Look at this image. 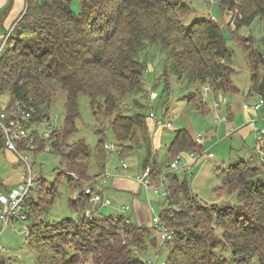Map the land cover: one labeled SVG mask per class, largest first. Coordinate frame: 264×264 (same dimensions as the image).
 Wrapping results in <instances>:
<instances>
[{
  "label": "trees",
  "instance_id": "1",
  "mask_svg": "<svg viewBox=\"0 0 264 264\" xmlns=\"http://www.w3.org/2000/svg\"><path fill=\"white\" fill-rule=\"evenodd\" d=\"M218 2L231 14L235 29L249 25L256 17L264 19V0ZM79 4L80 9L75 11L71 0H26L23 14L7 33L12 44L8 42L0 49V93L9 91L8 105L16 100L29 101L37 114L47 116L54 88L64 93L63 124L55 134L53 152L66 166L59 176L66 175L74 185L77 196L69 199V205L77 218L47 221L42 212L51 207L58 181L49 183L44 190L45 181L38 177L39 185L29 205L27 241L37 254L36 264H147L140 253L148 242L155 244L151 227L125 222L122 214L114 218L102 216L100 222L83 216L88 196L82 192V183L69 172L89 177L82 161L88 157L89 149L83 140L65 141L76 130L78 96L88 97L94 114L97 111L112 116L111 128L121 150H132L127 142L136 139L138 129H144L143 139H148L147 115L138 112L129 116L118 110L126 95L143 91L145 66L138 54L146 43L159 44L167 58L174 59L179 73L189 72L199 85L209 83L223 94L239 93L231 80L234 69L227 64L232 51L215 20L197 19L183 24L182 17L189 11L187 0H79ZM234 37L249 63L252 88L247 93L264 96V54L253 48L249 38ZM197 92L188 94L187 101L193 100ZM102 144L99 138L97 145ZM168 151L172 160L189 151L201 156L204 150L181 128L174 131ZM148 163L152 170L153 165L157 166L150 147L142 167ZM263 166L262 162L258 167L241 159L221 170L222 183L215 191H235L240 202L236 206H201L189 193L187 202L194 200V204L176 211L170 207L172 195L165 197L166 207L159 216L169 227H184L166 241L175 238L173 248L183 254L178 257L170 248L165 262L264 264ZM172 181L177 186L176 173H172ZM179 183L187 199L189 186L185 179ZM174 218L179 222L172 221ZM214 224L222 229L219 236L213 231Z\"/></svg>",
  "mask_w": 264,
  "mask_h": 264
},
{
  "label": "rangeland",
  "instance_id": "2",
  "mask_svg": "<svg viewBox=\"0 0 264 264\" xmlns=\"http://www.w3.org/2000/svg\"><path fill=\"white\" fill-rule=\"evenodd\" d=\"M187 3L189 11L182 17L184 25H188L197 19H214L220 25L226 45L232 51V55L227 62L234 69L231 80L239 91L237 94H226V98L233 114L244 115L248 113L250 115L247 117L249 120L255 119L256 117L252 116L254 112L243 111L241 105L243 102L248 104L258 102L261 94L251 92L246 99L244 97V93L252 88L249 77V63L234 35L238 40L249 38V42L252 43L253 48L264 54V19L256 17L249 25L235 29L233 23L230 22L231 14L226 12L223 9L224 7H221L218 0L212 3L208 2V0H187ZM71 8L75 11L79 10V0H71ZM8 35H6L5 40H3V34L0 36V43H3L0 49H3L8 44ZM9 44L12 43L9 42ZM138 59L145 66L142 77L143 91L126 95L119 105L118 112L132 116L138 112L146 115L149 113L152 114V110L156 116L152 120L158 119L162 125L152 126L150 131L147 127L146 133L148 134V139H143L145 130L138 129L136 139L127 142V144L133 146V149L121 150V146L116 141L111 128L112 116H104L97 111H94V114L90 107L88 97L80 94L78 96L79 116L75 120L76 130L66 137L65 141L72 143L77 140H83L88 146L89 155L88 157L82 158V161L87 165L89 177L82 178L75 172H69L71 177L74 180L80 181L86 187L91 186L94 178L99 176L105 179V182L108 183H106V186L109 188L108 186L112 185L115 175L121 172V163L123 162L128 167L127 174L130 176L139 174L146 149L150 147L157 164V166L153 165L152 167L151 179L153 186H157L159 185L160 174L172 173L168 167L171 161L168 145L173 137L174 131L184 128L193 137L201 134L205 138L202 145L203 150L211 152L213 156H200L199 154L201 153L195 152V157L199 156V158L192 164V168L185 172L181 169L175 172L179 182L185 179L189 186L187 199L185 198L186 195L179 188L180 183H175L177 186L172 184V174L170 177L165 176V183H168L170 186L173 200V204L170 207L178 211L181 206H192L194 200L187 202L191 196L189 193L194 195L197 204L201 206L210 204H216L219 207L226 206V204L231 206L238 205L240 202L235 191L222 193L219 190H215L222 183L221 170L227 168L229 165L241 159L248 160L251 165L258 167L261 162L264 163V156H259L254 148V135L249 133L244 140V145H241V140L238 136L225 135L223 124L216 125L214 123L212 96L204 92L201 94L200 89L202 85L192 80L189 72L184 71L179 73L174 59L167 58L166 53L161 49L159 44L146 43L144 48L139 51ZM196 92V97L191 101H187V95L191 93L195 94ZM9 99V91L6 90L0 93V108L5 107ZM217 100H220V98L218 97ZM63 102L64 93L57 87L54 88V98L48 115L50 120L58 126L63 124ZM262 113H264V106L255 115L260 116ZM255 127H264V121L255 125ZM99 138L103 139V143H114L115 150H106L103 144L102 146H98ZM189 153L186 152V154L190 155ZM26 154L31 164L32 174L35 178L41 177L44 179V190L49 186V183L58 181V193L51 207L45 213L42 212L43 216L47 221L77 218L75 209L69 205V199L77 196L74 185L69 183L66 175L61 174L59 176L60 171L66 169L61 156L58 153L47 150H41L35 153L28 151ZM14 156L16 162L13 161L12 155L0 148V192L17 186L21 181L20 176L23 173V167L21 164H18L17 156L15 154ZM182 157L184 160L189 158L186 155H182ZM147 165H150V163ZM263 169L264 166L260 170ZM174 187L176 188L175 192ZM113 194L114 192H108L107 194L112 201V205L99 209V215L101 217L117 216L120 214L117 207L124 204L131 208L124 213L125 217L129 216L133 221L136 219V221L141 222L143 225L151 227V217L159 215L162 209L166 207L165 197L157 195L153 193L152 189H146L144 187L139 188L135 194H125L121 199H116ZM190 202H193V204H190ZM87 203L86 208L93 207L88 201ZM83 216L89 221H99L101 219L100 217L93 220L89 219L85 216V210L83 211ZM172 221L176 222L178 219L174 218ZM28 223V220H16L12 224H9L0 235V244L6 249L5 252H0V261L4 260V264H36L37 254L29 247L27 235L23 231V227L28 225ZM212 227L214 233L219 236L222 229L215 224ZM170 228L174 233V231L183 229L184 227L170 224ZM150 236H154L156 241L155 244L148 242L146 249L140 253L145 263L161 264L167 261L170 248L178 253V257L182 253L176 248H173L175 238L168 243L159 244L155 231H151ZM219 252L222 251L220 250Z\"/></svg>",
  "mask_w": 264,
  "mask_h": 264
},
{
  "label": "built area",
  "instance_id": "3",
  "mask_svg": "<svg viewBox=\"0 0 264 264\" xmlns=\"http://www.w3.org/2000/svg\"><path fill=\"white\" fill-rule=\"evenodd\" d=\"M213 1L216 0H208L210 3ZM211 19H213V17H211ZM2 45L3 43L0 45V48ZM201 92L212 96L214 123L216 125L226 123L229 109L226 105L225 97L222 94H218V91L209 83L202 84ZM218 97L220 100H217ZM263 104L264 96H261L258 102L250 107L253 110H258ZM244 106L247 107L246 105ZM155 123H157V125L162 124L158 119L155 120ZM59 127L60 126L50 120L49 115L37 114L34 106L29 101L16 100L0 108V148L15 154L18 159V164H21L23 167L20 183L17 186L0 192V235L5 228L14 221L28 220L29 205L32 203L35 195L34 188L39 185V181L32 174L31 164L26 152H34L36 149L40 148V150L53 152L56 139L55 134ZM253 131L255 135V150L259 156H264V127L258 128L253 126ZM194 140L197 144H202L204 137L202 135H197ZM103 147L110 151L116 148L114 143H103ZM202 155L207 157L213 156L209 151H203ZM193 160V154H191V159L187 160H184L182 155L177 154L169 162L168 167L171 169L172 173L180 169L185 172L192 168ZM180 162H182V164H180ZM127 168L124 162L121 163V171L123 174L133 178L140 187L152 189L153 193L163 197L171 196V189L168 187V183H165V176L170 177L172 173L160 174L158 181L159 185L153 186L151 179L152 169L150 165L142 167L141 172L133 176L127 174ZM82 192L84 195L88 196V202L93 206L92 208L85 209V216L92 220L99 217L101 218L99 209L101 207L111 206V199L106 194L105 179L96 176L93 184L83 188ZM190 204H193V202H190ZM94 206H98L97 209H95ZM118 210L123 215L129 210V206L121 205ZM124 221L129 222V219L124 217ZM150 222L151 228L157 233L156 238L159 244L172 238L173 230L159 215L152 216ZM23 231L26 235L28 234V225L23 227ZM5 251L6 249L0 244V252ZM161 264L167 263L162 262Z\"/></svg>",
  "mask_w": 264,
  "mask_h": 264
},
{
  "label": "crops",
  "instance_id": "4",
  "mask_svg": "<svg viewBox=\"0 0 264 264\" xmlns=\"http://www.w3.org/2000/svg\"><path fill=\"white\" fill-rule=\"evenodd\" d=\"M25 6H26V0H0V36H2V34L4 35L3 40L6 37L8 31L13 26L14 22L16 20H18L21 17V15L23 14V12L25 10ZM1 44L2 43H0V45ZM200 92H201V89H200ZM201 94H202V92H201ZM218 94H222L225 97V99L227 100L226 94H223L221 91H218ZM244 94H245L244 97L246 99V97L249 96L251 93L248 94L246 92ZM255 103H257V102H255ZM255 103H253V104H255ZM253 104H248L246 102H243V104L241 105V108L243 111H245V112L253 111L254 112V114L252 116H255L256 118L249 120L247 118L248 116H250L248 113H245L244 115L243 114H240V115L233 114V112L231 111V107L229 106L228 100L226 101V105L229 109L228 114H227V122L221 123V124H223L224 134L230 135V136H232V135L238 136L239 139L241 140V145H244V142H245L244 140L249 133H252L254 135L253 126L258 125L259 123H261V121H264V116H263L264 113H262V115H260V116L255 115L264 106V104L258 110H253L250 107ZM244 105H246L247 107H245ZM151 112H152V114L149 113L146 116V124H147L149 131H150V128H152V126L153 127L158 126L157 123H155V120H157V119L152 120L153 117L154 118L156 117L155 112H153L152 110H151ZM160 125H162V124H160ZM197 135H201V134H197ZM197 135H195V136H197ZM195 136L193 138H195ZM254 139H255V135H254ZM204 140H205V138H204ZM204 140H203V143H204ZM203 143L200 145H203ZM4 151H6V150H4ZM6 152H8L10 155H12L13 161L16 162V158H15L14 154L10 151H6ZM189 152H190L189 153L190 155H188V154H185V155L187 158L189 157L188 159H191V154H193L194 160L192 161V164H194L195 161H197V159L199 158V156L195 157V154H196L195 152H193V151H189ZM106 183L107 182H105L106 194H108V192H114L113 195L116 199H121V197H124L125 194L126 195H129V193L135 194V193H137V190L139 188H141L138 186V183L133 178L125 176L122 171L119 174L115 175V178L112 182V185L108 186L110 189L107 188L106 185L108 183L107 184ZM111 205H112V201H111ZM121 205H124V204H121ZM121 205H119L117 207V210L119 209V207ZM130 209L131 208L129 207V210ZM123 216H124V214H123ZM125 218L129 219V221L134 222L136 224H139V225L142 224L141 222L136 221V219L133 221L129 216H126Z\"/></svg>",
  "mask_w": 264,
  "mask_h": 264
}]
</instances>
